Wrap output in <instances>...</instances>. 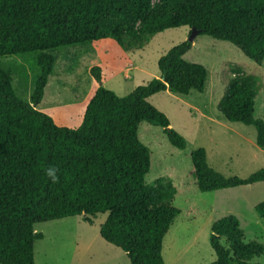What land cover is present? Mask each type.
Segmentation results:
<instances>
[{"label": "trees", "instance_id": "obj_1", "mask_svg": "<svg viewBox=\"0 0 264 264\" xmlns=\"http://www.w3.org/2000/svg\"><path fill=\"white\" fill-rule=\"evenodd\" d=\"M189 27L236 46L247 58L264 61V0H0V58L35 54L39 73L31 102L19 97L10 72L0 68V264H35V225L80 215L107 214L100 236L121 249L130 264H164L163 241L181 214L174 185H151L152 152L140 127L162 128L170 144L187 148L168 117L150 102L169 90L203 93L207 69L185 55V41L158 60L160 77L119 97L99 84L81 124L58 126L41 110L61 47L111 40L124 51L142 49L156 34ZM198 35V36H199ZM257 80L235 79L218 108L232 123L253 126L264 150V121L255 118ZM187 190L213 192L264 182V168L248 178L226 177L211 168L203 148L190 154ZM56 169L53 181L47 171ZM264 219V202L255 207ZM225 240V243L222 242ZM210 264H260L264 245L246 240L236 216L211 226Z\"/></svg>", "mask_w": 264, "mask_h": 264}, {"label": "rangeland", "instance_id": "obj_2", "mask_svg": "<svg viewBox=\"0 0 264 264\" xmlns=\"http://www.w3.org/2000/svg\"><path fill=\"white\" fill-rule=\"evenodd\" d=\"M191 32L187 26L168 29L134 51H124L111 40L59 48L42 111L58 126L74 127L99 86L91 74L94 66L101 68L106 89L126 96L159 78L160 57L189 41ZM35 58L34 53L0 58V68L10 72L17 95L27 102H31L39 73ZM185 59L207 69L204 92L193 90L184 96L167 90L149 102L168 117L170 128L186 139L187 148L173 147L162 128L148 124L140 127V138L152 152L148 182L155 187L171 184L181 191L173 201L181 214L163 241L164 264H210L216 260L210 245L211 226L224 217L236 216L246 240L264 245V219L255 211L264 202V183L191 192L186 188L192 169L190 154L205 149L209 166L226 177L245 179L264 168V150L256 144L255 127L229 122L218 108L231 81L257 80L260 93L255 118L264 121V61L257 64L233 44L207 35L195 39ZM106 219L107 214L80 215L36 224L35 231L43 238L35 242V264H130L121 249L100 236ZM253 262L264 264V253Z\"/></svg>", "mask_w": 264, "mask_h": 264}, {"label": "water", "instance_id": "obj_3", "mask_svg": "<svg viewBox=\"0 0 264 264\" xmlns=\"http://www.w3.org/2000/svg\"><path fill=\"white\" fill-rule=\"evenodd\" d=\"M191 31L192 32H191V36L189 38V42L193 43L195 41V39L198 37V35L200 34V31H198V30H196L194 28H192Z\"/></svg>", "mask_w": 264, "mask_h": 264}, {"label": "clouds", "instance_id": "obj_4", "mask_svg": "<svg viewBox=\"0 0 264 264\" xmlns=\"http://www.w3.org/2000/svg\"><path fill=\"white\" fill-rule=\"evenodd\" d=\"M56 169H54V168H50V169H48V171H47V175L53 180V181H55L56 179H57V176H56Z\"/></svg>", "mask_w": 264, "mask_h": 264}, {"label": "crops", "instance_id": "obj_5", "mask_svg": "<svg viewBox=\"0 0 264 264\" xmlns=\"http://www.w3.org/2000/svg\"><path fill=\"white\" fill-rule=\"evenodd\" d=\"M88 101H89V100H88ZM88 101H87L86 104H85V108H84V110H83V113H82L81 118L79 119V121H78L77 123H75L74 127H71V128H76V127H78V126L81 124L82 119H83V116H84V113H85L86 105H87ZM42 109H43V108H41V110H42ZM44 110H45V109H44ZM259 183H264V182H259Z\"/></svg>", "mask_w": 264, "mask_h": 264}]
</instances>
